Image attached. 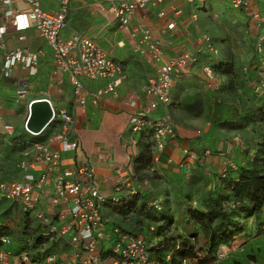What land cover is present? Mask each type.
<instances>
[{
    "label": "built area",
    "instance_id": "2783aa9c",
    "mask_svg": "<svg viewBox=\"0 0 264 264\" xmlns=\"http://www.w3.org/2000/svg\"><path fill=\"white\" fill-rule=\"evenodd\" d=\"M24 1L29 8L28 11L17 13L9 8L12 0H0V14L3 13L4 17L10 20L11 26L18 34L19 42L25 40L23 33L34 27L38 35L52 47L55 74L68 75L74 101L70 111H58L46 99L52 111L50 125L56 122L63 124V132L56 140L60 142L64 152L79 151L82 143L79 138H75L78 113L85 110L88 102L96 105L104 95L114 93L124 68L92 38L81 33H73L68 38L63 37L70 5L74 0H52L58 2L57 10L45 9L42 6L43 0ZM162 1L105 0L111 5L113 16L121 29L129 27L137 12ZM188 2L195 8L198 5L207 8L208 4L230 3L234 10L247 15L255 24L258 33L254 38V58L243 65L242 73L254 93L264 97V0H188ZM175 14L179 15L180 12L176 11ZM159 16L163 18L165 13ZM197 19L195 9L191 14V21L194 23ZM168 29H177V23L169 22ZM6 34L7 27H0V39H4ZM133 35L141 36L140 52L151 65L155 66L156 72L147 78L144 86L146 107L129 118V141L124 145V149L131 152L134 166V160L140 152L139 135L151 131L155 144L153 168L150 172L155 173L158 155L165 150L168 140L177 138V133L170 118L164 117L153 121L150 118L151 113L160 107L170 105L175 79L184 69L197 64L198 58L193 52L186 51L171 61L164 62V49L153 39L149 29H135ZM196 42L206 46L205 50L211 59L220 57L221 50L216 47L211 37L198 38ZM42 54L41 49L31 50L27 47L8 50L3 54L0 79L14 80L17 103L25 100L28 92V85L17 75V71L26 72L30 77H37ZM213 65L214 62L202 64L203 74L210 86L214 85L217 78ZM85 79L94 82L107 81L108 84L96 91L88 92L83 83ZM60 83L64 84V81L60 80ZM39 101L34 100L29 104V114L33 105ZM136 106L137 102H133L132 107ZM0 122H3L1 112ZM24 130L34 137L40 135L29 130L27 120ZM15 132L13 125L3 123L2 133L5 137L12 138ZM234 141H239L238 137H235ZM51 143L53 142H36L30 146L25 143L27 147L23 150L22 159L18 164L21 180L0 183L1 199L10 202L14 212H21L34 222L28 234L24 236L23 247L17 255L4 249L5 246L12 244L10 236L0 238V264H164L154 256L152 248L155 244H150L146 237L121 232L115 228L110 233L107 220L104 218V208L109 200L114 205L119 204L122 196L136 195L151 189V181L140 183L133 172L129 182L115 188L113 197H106L97 187L91 168L63 167L61 155L50 149ZM204 154L205 157L212 155L208 150ZM183 155L184 160L179 164L181 169L188 168L200 160L199 155L190 149H185ZM220 155L225 159L220 172L224 179L228 175V170L236 169L237 166L234 161L226 159L224 153ZM43 166L44 170L36 176L35 170ZM51 180L52 191L48 190V182ZM117 193L120 194L118 198L115 197ZM46 195L49 197L48 202ZM161 204L162 199H159L154 207L160 211ZM37 226L40 227L39 231L35 230ZM151 231H154L153 227ZM113 239L115 240L113 248L106 250L107 243ZM233 242L232 247L238 248L240 243ZM230 252L229 246L219 247L213 264L224 262ZM170 260L171 254L168 253L164 256V261Z\"/></svg>",
    "mask_w": 264,
    "mask_h": 264
},
{
    "label": "crops",
    "instance_id": "0c3cea01",
    "mask_svg": "<svg viewBox=\"0 0 264 264\" xmlns=\"http://www.w3.org/2000/svg\"><path fill=\"white\" fill-rule=\"evenodd\" d=\"M42 6L47 10H57L59 4L52 0H43ZM9 8L17 13L29 9L24 0H12ZM176 11L180 14L176 15ZM194 11L195 6L188 0H163L137 12L129 27L121 29L113 16L111 5L105 0H74L71 3L63 37L68 38L73 33H81L92 38L124 68L114 93L104 95L96 105L88 102L85 110L78 113L75 138L81 140L82 147L76 152H64L62 145L56 140L63 132L62 123L49 125L37 137L25 132L28 106L32 101L47 99L56 110L70 111L74 101L73 89L67 74H55L54 51L38 35L34 27L26 30L23 33L25 40L19 42L18 34L11 26L10 20L6 19L3 13L0 14V27H7V34L4 39H0V64L3 54L8 50L27 47L31 50L41 49L43 53L37 77H30L26 72L17 71V75L28 85L25 100L17 103L15 92L10 93L15 90L14 80L0 79V112L3 118V122H0V183L21 180L18 164L22 159V149L25 148L26 142L36 139L44 143L53 142L49 144L50 149L60 153L63 167L91 168L97 187L106 197H113L118 185L131 180L134 172L131 152L124 149V145L129 141L128 121L131 115L146 107L144 86L147 78L156 72L155 66L151 65L140 52L141 36L134 37L135 29L151 31L153 39L164 49V62L171 61L189 50L198 58L197 64L184 69L175 79L170 105L160 107L150 116L153 121L164 117L170 118L177 133V138L168 140L165 150L158 155L159 160L155 165L156 177L152 182L155 193L161 194L162 191L168 190L171 197L178 192L191 193L200 199L204 194L206 181L201 183L197 172L203 169L206 173L201 174L211 180L215 188V185L219 184L216 176L221 172L225 161L224 157H219L220 153H224L226 159L234 161L237 169L245 166L251 156L247 151L248 142L257 139L256 134L252 133L253 125L250 123L243 131L228 129L229 132H225L227 128H224L222 123L225 119L229 122H240L243 114L247 113L253 104H257L258 99L264 98L257 94H255L257 97L254 96L253 89L245 82L241 72L243 65L254 58V38L258 31L255 24L251 23L250 30L244 32L241 42L232 40L231 45L223 40L220 57L211 59L205 45L197 42L192 44L189 40L193 36L192 24L195 22L191 21V14ZM161 13H165L163 18L159 16ZM171 21L177 23V29H168V23ZM214 60L230 61L234 64L238 76L233 78L234 83L242 84L236 93L229 91L231 79L228 75L216 74L214 85L210 86L207 83L202 64L215 63ZM60 80H63L64 84H61ZM83 83L88 92L96 91L108 84L107 81L94 82L87 79L83 80ZM133 102H137L136 107H132ZM219 103L228 108V114H223L224 120L223 118L215 120L214 117L215 108ZM214 122H217L216 127H220L219 134L225 138L226 144L224 149L219 151L205 149L204 151L208 150L213 154L203 158L193 146V141L201 139L204 133H208ZM3 123L14 126L16 132L13 138L3 135ZM237 134L242 138L236 136ZM235 136L239 141H234ZM185 149L199 155L200 160L188 168L181 169L179 164L184 160ZM42 170L44 166L38 167L35 175L38 176ZM52 186L53 180L48 182V190L52 191ZM173 187L180 189L175 191ZM48 200L49 197L46 198V202ZM1 212L3 211L0 209V215ZM249 229L234 240L241 244L245 242L242 247L258 235L255 224ZM140 235L144 236L143 233ZM158 241V238H153V244Z\"/></svg>",
    "mask_w": 264,
    "mask_h": 264
},
{
    "label": "trees",
    "instance_id": "16d2710c",
    "mask_svg": "<svg viewBox=\"0 0 264 264\" xmlns=\"http://www.w3.org/2000/svg\"><path fill=\"white\" fill-rule=\"evenodd\" d=\"M213 68L216 74L230 77L229 91L236 93L239 86H242L234 83L233 78L238 76L232 62L218 60ZM254 96L257 97L255 93ZM224 113L228 114V108L219 103L215 108V120L222 119ZM224 121L222 126L232 131H243L250 123L253 125L252 133L256 134L257 138L253 139L252 144L255 154L247 159L245 166L229 169L226 178L223 179L221 174L216 176L219 184L213 190L206 187L201 198L195 200L191 193L178 192L171 197L170 192L166 190L156 194L152 185L151 189L136 195L120 197L119 204L114 205L109 200L105 205L104 211L109 209L113 214L122 217L136 214L147 219L145 226L149 233L147 232L144 237L150 244H153V238L159 239L153 246L152 252L164 264H192L194 261L198 264H211L215 260L217 249L221 246H229L238 235L246 231V226L251 220H257L258 232L264 234V98L258 99L257 104H253L251 109L243 114L240 122H229L227 119ZM152 136L151 131L139 135L140 152L134 160V173L140 183L147 180L152 183L156 177V173L150 172L153 168L155 144ZM36 142L42 141L36 139L26 144L30 146ZM27 146L24 145L25 148ZM199 177L201 183L209 180L203 174ZM159 199H162L160 211L154 207ZM13 208L0 197V209L3 211L0 215L2 221L0 238L11 234L4 221L11 215ZM182 213L185 215L183 223L190 224L187 229L183 228L180 220ZM33 223L27 215H22L23 238L28 234ZM113 224L114 228L121 232L136 234L135 231L131 232L116 223ZM176 224L181 227L184 234L170 236L171 227ZM152 227L154 231H151ZM133 228L141 231L143 229H137L135 226ZM35 230L39 231L40 227L37 226ZM199 251L204 253L203 258L199 256ZM168 253L171 254V260L166 262L164 256Z\"/></svg>",
    "mask_w": 264,
    "mask_h": 264
},
{
    "label": "rangeland",
    "instance_id": "374dc122",
    "mask_svg": "<svg viewBox=\"0 0 264 264\" xmlns=\"http://www.w3.org/2000/svg\"><path fill=\"white\" fill-rule=\"evenodd\" d=\"M195 9L198 14V19L194 24H192L193 25V33H192L193 36L189 39L192 44L196 42L198 38L204 39L206 36H208L214 40L216 47L222 50L223 46L221 42L223 40H226L230 44L232 40L235 42L239 40L238 42H241V39L245 35L244 32H248L250 30L251 23L254 24L252 21H250L247 15H244L240 11L234 10L230 3H227V4L225 3L222 5L208 4L207 8L204 5H198ZM188 10L189 9H187V12ZM206 10H209V12H206ZM234 44L236 45V43ZM214 61L216 62V60ZM186 84L187 83L185 82L184 85L186 86ZM13 92L14 91H11L10 93L12 94ZM216 123L217 122H214L213 127H211L210 131L208 133H204L201 139L193 141V146H195V149L198 150L199 155L203 158L205 157V154H204L205 149H208L211 151H219V150H223L225 147L226 140L225 138H223L222 135L219 134L221 129L220 127L215 126ZM207 127L209 126L207 125ZM227 130L228 129H226L225 132H229ZM18 134L19 132L16 133V135ZM236 136H238L239 138L240 137L242 138L240 134L239 135L237 134ZM249 137L251 136L249 135ZM252 144H253L252 141L248 142L247 151H249L250 155L255 154V148L252 146ZM220 156L221 155H219V157ZM222 168H223V165H222ZM197 173L200 176L201 173H206V172L203 169H201V171ZM218 175H220V173ZM206 184L207 186H205V188L208 187L210 190L214 189L211 184V180H208ZM173 188L175 191L180 189L179 187L178 188L173 187ZM169 194L171 195V193ZM119 196H120L119 193L115 195L116 198H118ZM195 200H196V197H195ZM104 213H105V219L108 222L107 228L110 233L114 230L113 223H116L122 226L128 231H131V232L135 231L137 235H140L141 233H143L144 236H146L147 232L149 233L148 228H146L145 226L147 219L140 217L139 215L134 214L128 217H122L118 214L117 215L113 214L112 211H110L109 209L105 210ZM21 218H22V213L17 211L15 213H11V215L8 218H5L6 221H4L6 226L11 231V234L9 236L12 240V244L5 246L4 249L12 253L13 255H17L23 247V241H22L23 240V226H21ZM184 219H185V215L182 213L180 220H182L181 222H182L183 228L187 229L190 226V224H187L185 222L183 223ZM1 222L2 221H0V223ZM254 224L257 229L256 234H258L257 235L258 237L256 236L252 238V240L244 247H242V245L245 242L241 244V242H239L236 239L240 243L239 244L237 242L239 244V247L234 248L232 247V244L234 242L231 243L229 245L231 252L229 253L228 258L224 262H221L220 264H264V234H261L258 232L257 220L249 221L245 230H250L249 227L251 225L253 226ZM132 226L133 227L135 226L137 229L138 228H143V229L142 231L136 230ZM170 233H171L170 236H178V235L184 234L181 227L178 226L177 224L171 227ZM114 241L115 240L113 239L112 241L107 243L106 250L113 248ZM199 256L203 258L204 253L202 251H199ZM192 264H198V263L194 261L192 262ZM211 264H213V262Z\"/></svg>",
    "mask_w": 264,
    "mask_h": 264
},
{
    "label": "water",
    "instance_id": "95a60500",
    "mask_svg": "<svg viewBox=\"0 0 264 264\" xmlns=\"http://www.w3.org/2000/svg\"><path fill=\"white\" fill-rule=\"evenodd\" d=\"M51 119L50 105L46 99H42L33 105L30 114H28V128L34 134H41L50 125Z\"/></svg>",
    "mask_w": 264,
    "mask_h": 264
}]
</instances>
